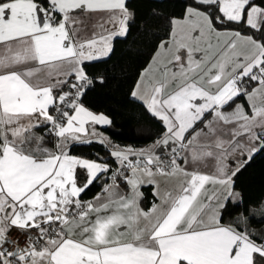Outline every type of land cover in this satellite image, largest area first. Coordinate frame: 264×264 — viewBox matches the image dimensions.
Wrapping results in <instances>:
<instances>
[{
    "label": "snow or ice",
    "instance_id": "1",
    "mask_svg": "<svg viewBox=\"0 0 264 264\" xmlns=\"http://www.w3.org/2000/svg\"><path fill=\"white\" fill-rule=\"evenodd\" d=\"M195 3L205 11L189 6L170 21L171 41L160 44L131 92L165 128L153 145L135 149L111 145L96 127L110 118L82 102L95 83L85 62L108 57L114 40L128 34L126 0H0V264H264V243L221 223L239 197V168L231 171L227 160L264 152V7L253 0ZM97 12L107 19L82 38V15ZM228 23L253 35L215 27ZM241 95L251 115L240 104L223 111ZM46 136L56 138L54 150L44 146ZM94 140L110 148L118 167L107 177L112 183L85 201L111 166L69 148ZM165 148L170 159L157 153ZM186 152L193 163L215 158V173L181 167L179 159L189 163ZM145 183L160 199L148 212L139 206ZM13 229L27 236L25 247L9 238Z\"/></svg>",
    "mask_w": 264,
    "mask_h": 264
},
{
    "label": "trees",
    "instance_id": "2",
    "mask_svg": "<svg viewBox=\"0 0 264 264\" xmlns=\"http://www.w3.org/2000/svg\"><path fill=\"white\" fill-rule=\"evenodd\" d=\"M264 7V0H253ZM187 5L198 6L195 0H126V7L133 14L126 38H116L114 48L108 57L85 62L87 75L95 82L82 97L83 104L91 111L107 115L112 123L101 127L111 145L143 146L155 140L164 130L162 122L153 117L142 101L131 97V88L139 71L148 62L157 43L167 37L170 21L182 15ZM218 13V8L215 9ZM214 19V17H213ZM216 28H235L243 33L253 35V30L244 24H215ZM260 33H255L259 38ZM103 80V83L98 81ZM72 82V79H71ZM63 90H69L67 86ZM236 100L244 101L243 95ZM47 142L49 138L46 136ZM70 154L92 159L115 162L110 157V148L97 141L90 144L70 146ZM233 177V188L239 193L237 203L229 202V207L222 210L221 223L232 224L238 231L242 226L235 220L242 216L246 225L261 229L264 235V152H257L250 160L246 159ZM236 171V170H235ZM101 179L97 180L82 195L85 200L98 191ZM143 206L151 198L149 185L141 186ZM252 239H261L250 234Z\"/></svg>",
    "mask_w": 264,
    "mask_h": 264
},
{
    "label": "crops",
    "instance_id": "3",
    "mask_svg": "<svg viewBox=\"0 0 264 264\" xmlns=\"http://www.w3.org/2000/svg\"><path fill=\"white\" fill-rule=\"evenodd\" d=\"M189 6L197 7V6H194V5H187L185 7L182 15L177 16V17H173V18L182 19L184 17L185 13H186L187 7H189ZM199 10L204 11L201 8H199ZM81 18L83 19L84 24L86 25V28H85L84 31H82L80 33V35H81L82 38H86V37H90L91 34L93 33V31H99L98 25L101 24L104 20L107 19V13H101V12L92 13V14L84 13ZM217 29L218 30H221V31L226 30V29L227 30H233V31H239V30H237L235 28H229V27L217 28ZM241 33H242V35H251V34H248V33H243V32H241ZM171 39H172V31H171V24H170V29H169L168 36L165 37V38H163L162 40H160L157 43V45H156L154 51L152 52V54H151L148 62L139 71V74H138V76H137V78H136V80H135V82H134V84H133V86L131 88V92L136 89V85H137V83L141 79V73L144 72V70L147 69L150 64H153V57L160 50L159 49L160 44L161 43L170 42ZM0 50H2V49H0ZM71 79H72V81H74L75 77H71L70 80H69V83H71ZM255 86L256 85L253 83L252 87H255ZM248 90L251 91V88H249ZM243 97H244V101H242V100H235L234 103H231L230 102V104L228 106H226L223 109V111H225V112H231V111H233L235 109V107H236L237 104H240V105H242L245 108V111L249 115H251L250 105H249L246 97L245 96H243ZM94 113H96V114H104V113H101V112H94ZM205 119L206 120L207 119H211V114L206 115ZM96 127H97V131L98 132L103 133V135L106 136L105 133L101 129V127H103V126H99L98 125ZM202 127H203V124H197L196 125V130L198 131ZM34 131H35V133L37 135H41V134H44L45 129H43V128H37V129H34ZM164 131H165V128H164L163 132L155 140H153V141H151V142H149V143H147L146 145H143V146H138V147H133L131 145H118V146H120L121 148L131 146V147H133L135 149H145V148H148L150 145H153L156 142V140H158L159 138H161L162 135H163V133H164ZM192 135H194V132H191V131L187 134L188 138H190ZM219 135H220V138H222V139H229L230 138L228 135L223 134V133H221ZM199 142L200 143H211V141L206 140L204 137H201ZM55 144H56V138L55 137H52V138L49 139L48 142L46 140V143H45L44 146L54 150L55 149ZM32 146L34 147L35 145L33 144ZM168 150L169 149H167V148H165V149H157V153L159 155H161V157H164L165 156V153ZM71 155H75V154H71ZM184 155L189 157V163L188 164H185L183 159H179L177 161V163L180 164L181 167H184L186 170H188V171L196 170V171H199L202 174H213V173H215V170H216V167H217V161H216L215 158H213V157H206V158H204L201 161H197V162L193 163V162H191L190 155L187 152L184 153ZM75 156H78V157H81V158H87V157L80 156V155H75ZM87 159L96 160L98 162H106V161H104L102 159H92V158H87ZM246 159H247V156L246 155H244V156L237 155L235 158H229L227 160V165H228V167H229V169L231 171H235ZM102 177H103V174L101 176V179H102ZM158 179H159V177H158ZM111 183L112 182H110L109 184H111ZM117 183L119 184V191H120L121 194L128 193L130 191L128 185L123 180L117 181ZM169 183L171 185V184H174L175 181H170ZM143 185H149L150 186V190H151V194L152 195H151V198H150V202H149V204L147 206H143L142 205L141 199L139 201V206H140V208H141L142 211L148 212V211L151 210V208L154 205H159L160 204V199L157 196L154 195V193L156 191V186L154 184H147V183H145ZM235 190L236 189L233 188V191H235ZM140 191H141V187H140ZM101 192H102V190L101 191H96L92 196L89 197V200H94L97 195L101 194ZM223 224H226V223H223ZM121 231L122 232L126 231V228L122 227L121 228ZM254 240L257 243H260V240L261 239H259V240L258 239H254Z\"/></svg>",
    "mask_w": 264,
    "mask_h": 264
},
{
    "label": "built area",
    "instance_id": "4",
    "mask_svg": "<svg viewBox=\"0 0 264 264\" xmlns=\"http://www.w3.org/2000/svg\"><path fill=\"white\" fill-rule=\"evenodd\" d=\"M64 91H69V90H64ZM162 158L163 159H170V157H167V156H164ZM108 164L111 166V170L107 174H103V177L101 179L98 191H101L103 189V187L105 186V184H109L110 182H112L107 177H110L112 175V171H114L118 167V164L116 162L108 163ZM120 180L121 179H117V181H120ZM88 200H89V198L85 199V201H88ZM9 238L14 242L18 241L20 247H25V245H26L27 236L24 235L23 233L19 232V230H17V229H13L10 232ZM8 247H9V250H11V245H9Z\"/></svg>",
    "mask_w": 264,
    "mask_h": 264
},
{
    "label": "rangeland",
    "instance_id": "5",
    "mask_svg": "<svg viewBox=\"0 0 264 264\" xmlns=\"http://www.w3.org/2000/svg\"><path fill=\"white\" fill-rule=\"evenodd\" d=\"M234 192L237 193V191L235 190ZM238 200V198H237ZM263 209H264V205H263ZM235 220L242 226L243 231H247L249 234H254L257 237H261L260 243H264V239H262V237H264V235L261 234V229H256V228H252L246 225L244 219L242 216H236Z\"/></svg>",
    "mask_w": 264,
    "mask_h": 264
}]
</instances>
